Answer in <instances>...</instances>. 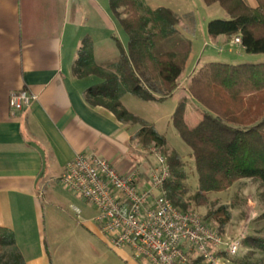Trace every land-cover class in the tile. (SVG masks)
I'll return each mask as SVG.
<instances>
[{
	"label": "crops",
	"instance_id": "0c3cea01",
	"mask_svg": "<svg viewBox=\"0 0 264 264\" xmlns=\"http://www.w3.org/2000/svg\"><path fill=\"white\" fill-rule=\"evenodd\" d=\"M247 3L256 6L255 0ZM121 30L109 0H0V228L15 234L19 249L33 247L41 255L33 258L21 250L25 264H42L44 256L46 264H54L42 203L51 199L53 183H59L77 154H96L121 175L139 168L144 187L156 163L136 139L140 126L123 123L106 108L87 103L85 92L99 79L77 78L72 72L85 40L92 42L97 64L114 62L118 54L112 52L113 38L120 40ZM209 39L228 44L224 36ZM188 87L179 82L172 97L151 104L169 103L172 118L177 105L187 99L189 121L196 123L203 112L188 96ZM21 90L38 100L14 112L10 97ZM126 96L122 104L128 110ZM94 216L86 223L95 225ZM103 242L124 263H140L129 249L116 250Z\"/></svg>",
	"mask_w": 264,
	"mask_h": 264
},
{
	"label": "trees",
	"instance_id": "16d2710c",
	"mask_svg": "<svg viewBox=\"0 0 264 264\" xmlns=\"http://www.w3.org/2000/svg\"><path fill=\"white\" fill-rule=\"evenodd\" d=\"M203 1L208 7L218 5L229 17L208 23L210 38L240 37L246 53H264V0H255V7L245 0ZM109 7L128 36L127 46L114 37L117 59L99 65L92 42L85 40L73 75L99 79L87 89L85 100L93 107L106 108L123 123L140 126L136 139L142 148L154 145L165 149L166 138L153 124L126 110L122 97L131 95L147 103L172 97L191 55L192 41L179 29L177 14L168 8H151L145 0H109ZM187 94L202 110L201 120L189 121L187 99H183L171 124L191 151L198 186L189 192L184 162L172 150L167 156L171 177L165 185L169 199L184 211L205 207L210 194L249 180L264 206V64H206L192 77ZM260 217L264 219V212ZM211 218L217 222L211 228L224 235L231 221L230 208L223 206L204 220L207 223ZM243 246L249 249L248 257L256 252L264 255V236H246ZM0 264H25L15 234L1 228ZM188 264L204 262L191 256Z\"/></svg>",
	"mask_w": 264,
	"mask_h": 264
},
{
	"label": "rangeland",
	"instance_id": "374dc122",
	"mask_svg": "<svg viewBox=\"0 0 264 264\" xmlns=\"http://www.w3.org/2000/svg\"><path fill=\"white\" fill-rule=\"evenodd\" d=\"M245 1L247 2V0ZM146 2L151 8L164 7L175 12L180 19L179 29L192 41L191 55L179 79L184 87H188L195 73L209 63L264 64V53H246L242 45L234 44L235 37L228 40L226 45L214 44L210 41L207 31L208 23L212 20H228L229 18L227 13L218 5L208 7L203 0H146ZM119 38L122 44L127 46L128 36L124 31L119 32ZM112 52L115 55L118 54L113 43ZM94 80L96 81V79ZM125 104L131 113H137L135 116L139 117L138 115H140L141 119L156 124L157 132L167 140L165 149L157 147L161 154L167 157L172 150L178 152L184 162V169L188 176L187 188L190 193L194 192L198 186L194 161L190 155V149L183 143L171 124L169 103L154 105L127 95ZM153 146H149L147 149L141 148L149 155V149ZM53 185L55 187L53 186L54 189L51 191V199H46L42 205L46 236L54 264H131L124 263L104 244L103 241L107 243V239L97 233L98 227L95 223V225L86 223V219L95 214V209L81 197L65 189L57 181ZM259 201L256 186L251 181L246 180L240 185L236 183L225 192L210 194V202L207 206L195 207L190 210H194L206 218L210 212L227 206L230 208L232 220L227 230L228 237L235 238L240 233L244 237L264 236V219L260 217L264 212V206L260 205ZM73 207L79 208L82 215L78 216ZM207 223L211 226L217 222L211 218L207 220ZM235 225H238V229H235ZM25 247L18 248V250L20 252L21 250L25 251L33 258L41 257L33 247ZM247 254H249V249L242 246L239 255L227 264H264L263 254L256 252L251 257H248ZM247 258L250 259L246 261ZM41 260L42 264H46L45 256ZM139 264L150 263L144 260L140 261Z\"/></svg>",
	"mask_w": 264,
	"mask_h": 264
},
{
	"label": "built area",
	"instance_id": "2783aa9c",
	"mask_svg": "<svg viewBox=\"0 0 264 264\" xmlns=\"http://www.w3.org/2000/svg\"><path fill=\"white\" fill-rule=\"evenodd\" d=\"M234 44L241 45V38L235 37ZM37 100V95L21 90L9 103L14 112H21ZM157 149H149L156 163L146 176V187L139 168L121 175L96 154H77L59 183L95 209L93 222L110 247L129 249L135 261L188 264L195 256L204 264H227L239 255L244 235H220L200 213L176 207L165 188L171 177L167 157ZM73 209L80 216L81 211Z\"/></svg>",
	"mask_w": 264,
	"mask_h": 264
}]
</instances>
